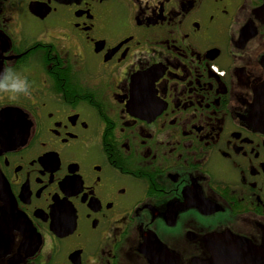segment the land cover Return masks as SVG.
I'll return each mask as SVG.
<instances>
[{
  "label": "flooded vegetation",
  "instance_id": "flooded-vegetation-1",
  "mask_svg": "<svg viewBox=\"0 0 264 264\" xmlns=\"http://www.w3.org/2000/svg\"><path fill=\"white\" fill-rule=\"evenodd\" d=\"M9 66L0 264H264V0H0Z\"/></svg>",
  "mask_w": 264,
  "mask_h": 264
},
{
  "label": "clouds",
  "instance_id": "clouds-1",
  "mask_svg": "<svg viewBox=\"0 0 264 264\" xmlns=\"http://www.w3.org/2000/svg\"><path fill=\"white\" fill-rule=\"evenodd\" d=\"M29 82L26 78H22L17 72L9 66L5 69L4 75L0 77V91L5 93H22L25 95L29 94Z\"/></svg>",
  "mask_w": 264,
  "mask_h": 264
},
{
  "label": "water",
  "instance_id": "water-1",
  "mask_svg": "<svg viewBox=\"0 0 264 264\" xmlns=\"http://www.w3.org/2000/svg\"><path fill=\"white\" fill-rule=\"evenodd\" d=\"M226 256V255H225Z\"/></svg>",
  "mask_w": 264,
  "mask_h": 264
}]
</instances>
